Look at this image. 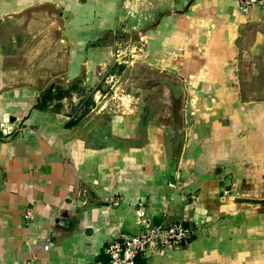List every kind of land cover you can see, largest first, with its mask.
I'll return each instance as SVG.
<instances>
[{
    "label": "crops",
    "instance_id": "obj_1",
    "mask_svg": "<svg viewBox=\"0 0 264 264\" xmlns=\"http://www.w3.org/2000/svg\"><path fill=\"white\" fill-rule=\"evenodd\" d=\"M45 5L68 15L69 81L90 86L127 2L0 0V264L107 262L113 239L142 231L138 208L196 229L189 244L139 263L264 264V10L242 11L239 0L152 10L162 15L137 58L181 83L174 129L143 105L82 118L57 101L37 109L40 89L20 71L11 79L2 30Z\"/></svg>",
    "mask_w": 264,
    "mask_h": 264
},
{
    "label": "rangeland",
    "instance_id": "obj_2",
    "mask_svg": "<svg viewBox=\"0 0 264 264\" xmlns=\"http://www.w3.org/2000/svg\"><path fill=\"white\" fill-rule=\"evenodd\" d=\"M126 2L127 7L119 16L124 27H118L116 34L106 33L102 42L110 52L106 64L94 67L92 73L96 80L89 86L81 79L71 95L57 101L54 108L67 105L76 113L75 117L82 118L97 112L102 105H106L104 110L108 114L126 109L127 105H143L146 110L152 107V111H158L161 120L170 119L175 129L184 101L181 83L172 74L152 68L139 62L142 58H137L143 53L141 35L162 15L152 10L166 9L168 0ZM66 17L68 15L59 9L45 5L5 24L2 38L12 45L6 65L15 71L11 77L13 82L20 81L16 77V71H20L21 75H26V81L40 91L52 84L69 88V45L64 37Z\"/></svg>",
    "mask_w": 264,
    "mask_h": 264
},
{
    "label": "built area",
    "instance_id": "obj_3",
    "mask_svg": "<svg viewBox=\"0 0 264 264\" xmlns=\"http://www.w3.org/2000/svg\"><path fill=\"white\" fill-rule=\"evenodd\" d=\"M239 1L242 11H248L254 6L264 10V0ZM136 213L142 225V231L138 234L118 235L106 248L109 260L100 264H139L141 257L162 254L172 245L189 244L196 235V229L182 221L156 223L141 208H138ZM26 216L32 219L33 210L28 209Z\"/></svg>",
    "mask_w": 264,
    "mask_h": 264
},
{
    "label": "trees",
    "instance_id": "obj_4",
    "mask_svg": "<svg viewBox=\"0 0 264 264\" xmlns=\"http://www.w3.org/2000/svg\"><path fill=\"white\" fill-rule=\"evenodd\" d=\"M94 44L97 45L98 42H94ZM81 79H83V77H78L74 80L69 81L68 83L70 86L67 89L53 84L49 85L46 88L44 87V89L40 91L38 103L35 107L40 110H46L49 108V105H51L53 101H61L65 97L70 96L73 89H75L77 87V84L82 81ZM76 123L77 120L72 119L70 122H68V125L70 126Z\"/></svg>",
    "mask_w": 264,
    "mask_h": 264
},
{
    "label": "water",
    "instance_id": "obj_5",
    "mask_svg": "<svg viewBox=\"0 0 264 264\" xmlns=\"http://www.w3.org/2000/svg\"><path fill=\"white\" fill-rule=\"evenodd\" d=\"M66 220H69L68 217H67V214L64 215L63 219H62V222L64 223ZM139 264H145V263H139Z\"/></svg>",
    "mask_w": 264,
    "mask_h": 264
}]
</instances>
